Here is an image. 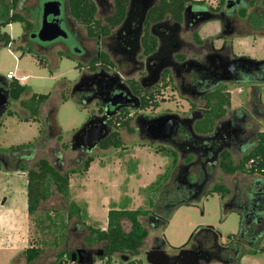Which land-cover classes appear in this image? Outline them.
Masks as SVG:
<instances>
[{"label":"rangeland","instance_id":"1","mask_svg":"<svg viewBox=\"0 0 264 264\" xmlns=\"http://www.w3.org/2000/svg\"><path fill=\"white\" fill-rule=\"evenodd\" d=\"M204 2L211 8L217 5L216 0ZM3 3L6 4L7 0H0V14L3 13ZM22 5L32 8L36 2L23 1ZM248 12L251 13L252 9H248ZM23 16L27 18L25 13ZM240 23L242 29L239 30H250L244 21ZM220 29V22L207 23L200 28L199 37L216 38ZM22 31L20 23L0 27V34H7L13 40L7 47H0V77L4 78L7 73L12 74L13 78L26 88L21 96L23 100H27L28 95L32 94L49 97L40 108L35 122L21 121L18 102L7 100L6 111L10 114L5 111L0 117V155H5L11 147L26 144L35 146L32 159L19 163L29 168L39 159H48L53 164L54 159L50 157L49 152L58 149L64 156V164L57 168L61 173L72 169L81 171V163L85 157L94 158L89 172H77L70 176L67 198L63 199L54 194L43 204L42 210L32 216L26 211V180L21 172L16 171L18 166L8 164L6 169L0 166V264H17L15 260L18 249L27 245L24 242L28 228L30 241L40 250L39 259L35 264H54L57 256L63 251L68 252L76 247L86 248L83 243V238L87 236L85 228L104 230L109 210L153 211L149 193L156 188L164 174L169 178L172 158L167 154H155L157 145L128 137L124 130H119L125 149L103 151L95 148L82 155L76 162L75 154L67 149V146L75 132L96 112L94 104L81 105L72 96L73 87L78 84L84 73L81 68L83 64L77 58L66 56L59 48L52 49L24 42L21 39ZM257 35L264 36V28ZM189 38L184 35V40L188 41ZM221 44V40L214 41L217 48H220ZM72 47L79 49L74 42ZM231 52L237 58L264 61V38L252 40L235 34L231 37ZM39 60L42 61L41 65ZM257 89L263 115H253L252 126L264 132V83L258 84ZM221 90L230 95V109L227 112L241 109L251 114V87L243 83H223ZM158 93L155 96L158 107L154 110L148 109L145 114L154 115L165 110L171 114H181L187 110V102L177 92H171L167 88ZM47 110L52 111V122L58 133L56 139L46 138ZM45 141L47 144L42 148L41 145ZM27 154L28 151L21 153L22 156ZM233 156L236 160L239 158L238 155ZM69 160L74 161L68 162ZM253 178L256 177L237 174L225 178L216 174L211 177L207 187L210 190L217 183L225 184L232 191L235 188L240 190ZM225 204L226 199L220 200L217 194L211 193L199 202L178 206L162 231L149 232L139 257L143 260V252L150 248L151 240L156 236L163 235L167 243L165 251L172 254L174 251L171 248L182 247L195 229L205 227L213 228L220 235L219 244L226 246L229 237L238 234L240 217L235 212L224 213ZM69 208L79 209V220L76 216L70 220L66 219ZM80 222L84 228L80 226ZM140 223L146 227L145 218H142ZM76 225L78 228L73 231ZM123 229L128 231V225L124 224ZM65 238L68 241L67 248ZM87 248L96 251L101 249L100 245ZM113 263L118 264L115 258ZM94 264L100 263L95 259ZM234 264H264V237L259 243L258 252L248 251Z\"/></svg>","mask_w":264,"mask_h":264},{"label":"trees","instance_id":"2","mask_svg":"<svg viewBox=\"0 0 264 264\" xmlns=\"http://www.w3.org/2000/svg\"><path fill=\"white\" fill-rule=\"evenodd\" d=\"M204 1L158 0V5L148 14L147 24L158 22L165 16H169L175 22H180L183 11L186 7H189L192 13L196 15L202 14L203 24L214 21L220 22L221 29L219 34L216 38L210 37L208 42L211 43L213 39L222 40L229 51L231 50V37L235 34L238 37L258 36L257 34H260L264 28V0H216L217 5L215 8L206 6ZM114 2L116 10L113 16L106 21L105 27L102 26V22L96 21L95 8L89 0H68L69 15L78 25L85 28L89 37L108 36L110 29L117 27L122 21L126 7V0H115ZM42 3V0L39 1L34 10L36 13L33 12L34 14L39 15ZM22 4V0H7L6 4H2L3 13L0 14V27L12 23H20L24 31L32 28L30 19L27 18V20L23 16ZM248 9H252V12L249 13ZM236 19L244 21L250 27V30H239L242 27L241 23L236 29L229 27L228 25H231ZM189 39L195 45H200L203 42L197 33H194ZM12 41L7 34H0V47H7ZM142 48L145 55L151 54L155 49V41L148 36L147 32H145L142 40ZM230 55L235 57L232 53ZM240 58L247 59L245 57ZM39 61L41 65L42 61ZM253 62V65L257 66L261 71L263 70L264 61ZM97 64H100L105 70L113 68V64L106 55H101L99 60L93 61L90 64L91 69H94ZM235 83H243L252 88L251 105L253 110L251 114L241 109L233 110L234 113L237 115L243 114L246 118L253 115L261 117L263 110L259 106L257 86L260 83H264V74L238 76ZM130 84L132 89L139 90L136 82L130 81ZM0 85L6 90L9 99L18 102V107L21 111L20 120L35 122L40 108L46 103L49 95L32 94L27 100H23L21 96L25 93L26 88L21 86L18 81L11 80L7 82L0 77ZM166 85L164 75L161 87L164 88ZM136 93L140 95V92ZM157 94L159 93L155 92L148 99L140 97V100L138 99L137 101L136 109H156L158 107V100L155 99ZM203 102L202 117L192 127V132L198 136L211 137L215 126L226 118L227 111L230 109V95L216 88L213 92H208L204 95ZM7 114H10V112L8 111ZM131 114L130 110H123L116 115L113 120L114 130L105 140L99 143L97 147L100 150L125 149L119 130H126L131 133V121L133 120V117L130 116ZM45 118L48 132L46 138L53 137L56 139L58 133L52 122L51 110H47ZM181 129L182 127L172 138H177L180 143L188 142L190 135L186 136ZM252 133V144L243 147L238 152L222 151L212 164L209 163L211 159L207 157H201L197 160L186 158L179 161L172 147L163 144L157 145L154 151L155 154H167L172 160L169 178L164 174L157 183L156 188L149 193L153 211L109 210L106 217V228L104 230L85 228L87 236L83 238V243L87 247L100 245L101 249L99 250L102 254L97 258L100 264H116L113 263L114 258L118 264H144L139 256L149 232L162 231L167 226L174 209L178 206L199 202L208 194L214 193L219 196L220 200L226 199L227 206L224 208V213L235 212L239 215L240 227L238 234L229 237V242L226 246H223L219 244L220 235L213 228H199L194 230L182 247L171 249L176 252L179 249L189 248L193 245L194 240L204 236V243L197 248V251L207 252L216 245L222 250L224 254L223 260L226 264L238 263L242 255L248 251L252 253L258 252L259 243L264 237V225H262L264 223V132H259L256 127H253ZM34 150H36L35 146L26 144L11 147L4 154L19 157L22 156V152L28 151V154L23 156L27 162L32 159ZM233 155H238L239 158L236 160ZM93 162L94 158L87 156L81 163V171L72 169L63 173L58 171V167L48 159H39L29 168L24 164L18 165L16 171L21 172L26 180L27 214L32 216L39 213L43 204L54 194L63 199L67 198L70 176L77 172H87ZM216 174L225 178L237 174L256 178H253L245 188L240 190L235 188L232 191L225 184L217 183L208 190L207 183ZM159 197L162 201L159 200ZM160 206L161 208L159 209ZM78 213V208H69L66 219L70 220L76 216L79 220ZM142 218H145L146 227L140 223ZM124 224L128 225V231L123 229ZM81 225L84 228L82 222H80ZM257 225L258 229L256 231ZM154 240L158 246L164 249L167 247L163 235L156 236ZM66 242L67 238H65ZM39 255L40 250L31 244L22 251L21 257L25 264H35L39 259ZM120 257L127 258V260L123 261ZM68 263H70V253L63 251L57 256L54 264Z\"/></svg>","mask_w":264,"mask_h":264},{"label":"flooded vegetation","instance_id":"3","mask_svg":"<svg viewBox=\"0 0 264 264\" xmlns=\"http://www.w3.org/2000/svg\"><path fill=\"white\" fill-rule=\"evenodd\" d=\"M23 1L30 2V0H22V3ZM39 1L41 0H35L36 5L32 8H26L22 5V12L30 19L32 28L26 31L22 29L23 33L21 39L28 44L43 45L52 49L59 48L66 56L77 58L83 64L81 68L84 69V73L81 76L80 85L73 91L74 93L72 96L73 98L75 97L81 105L87 106L88 104H94L96 107L95 117L100 118L104 114H108L106 124L110 127V134L114 130L113 120L116 115L120 114L123 110H130L132 112L130 116L133 117L131 133L124 130L125 134L128 137H135L139 141H145L150 145L163 144L170 146L176 153L179 161L186 158L197 160L201 157L212 159L213 153L217 149L238 152L243 147L252 144V116L246 118L243 114H235L234 111L228 112L227 117L218 123H222V127L219 126L216 136L208 142L199 143L190 133L189 127L191 125L193 127L202 117L204 95L208 92H213L216 88L221 89L223 86V83H216L210 64L206 63L205 58L206 56L223 57L230 55V51L222 40L220 48L214 46V39L211 43L208 42L209 38L202 39L203 42L200 45H195L191 40H184V35H188L189 37L194 33L199 35L200 28L207 24L199 23L198 26V20L196 19L198 15L192 13L189 7H186L183 11L180 22H175L169 16H165L158 22L147 24L148 14L158 5V0H155L152 8L145 14L143 21L135 19L127 28L119 31L127 13L128 0H126L125 12L120 24L117 27L111 28L108 36L91 38L87 35L85 28L78 25L70 17L68 0H42L43 2L59 1L61 3L59 23L66 33L67 38L63 40L58 39L50 43H40L36 38L31 39L32 36L36 35L39 28L40 15L34 14L36 13V11H34L35 7L38 5ZM89 1L94 5L96 21L99 23L102 22V26L105 27L106 21L113 16L116 10L115 0ZM48 20H51V18H48ZM228 26L236 29L240 26V21L236 19V21ZM145 32L155 41L154 51L147 55L144 54L142 48V40ZM176 41L182 42L179 48H175ZM73 42L76 43L79 49H77V47H72ZM160 43L162 47H166L168 51L175 48V53L171 58L150 57L159 48ZM101 55H106L108 57L113 64V68L105 70L100 64H97L94 69H91L90 64L93 61L99 60ZM230 58L237 57H232L230 55ZM167 65L170 66V69L162 72L158 82L152 85L156 77L157 69ZM243 66L244 69L240 70L235 75V78L252 74H264V68L261 71L257 66L248 63H244ZM164 75L167 85L162 88V79ZM130 81L136 82L139 90L132 89ZM167 88H169L171 92H177L188 104V108L184 113H175V115L179 116L182 120L180 123L183 134L186 136L190 135L188 142L180 143L175 137V139L171 137L162 142H152L146 135L145 125L150 118L171 114V112L165 110L161 113L148 115L145 114L148 109H136L137 101L138 99L140 100V97L148 99L149 96L155 92H163ZM117 92H124V95H129L134 99V103H128L119 109H117L118 107L111 108L109 99L116 95ZM136 92H140V95ZM114 109H116V113ZM227 120L231 122L229 127L225 123ZM246 126L247 129L245 128ZM46 144V141L43 142L41 147L43 148ZM67 149L75 154L77 158L76 162H78V158L82 157V155L88 154L83 150L71 149L70 143ZM49 155L54 159L53 163L57 167H61V165L64 164V156L60 150H50ZM20 161L26 162L25 157L0 155V166L5 169L8 164H14V167L18 166ZM73 161L74 160H69L68 162ZM262 225H264V223H262ZM77 228L78 225L75 226L73 231H76ZM257 229L258 225L255 230L257 231ZM204 240V236L198 237L194 240L191 247L196 249L201 247ZM67 243L68 241L65 244L66 248L68 245ZM150 247H158L154 239L151 240ZM78 248L81 247H76L68 251V253L71 254ZM207 253L221 264H226L223 260L224 254L222 250L216 245L207 251Z\"/></svg>","mask_w":264,"mask_h":264},{"label":"water","instance_id":"4","mask_svg":"<svg viewBox=\"0 0 264 264\" xmlns=\"http://www.w3.org/2000/svg\"><path fill=\"white\" fill-rule=\"evenodd\" d=\"M154 2L155 0H128L127 13L119 31L127 28L135 19L143 21L145 14L150 10V8H152ZM39 15V28L36 35L32 36L31 39L36 38L40 43H50L58 39L63 40L67 38L66 33L61 28L59 23L61 16V3L59 1L43 2L40 7ZM32 16L34 17L33 13ZM48 18H51V20H48ZM196 19L198 20L197 25L199 26V23L201 24L203 21L202 14H199ZM181 43V41H176L175 48H179ZM175 48L168 51L166 47H162V44L160 43L159 48L150 57L171 58L175 53ZM205 61L210 64L216 83H235V75L240 70L244 69L243 64L248 63L253 65L254 63L253 60L249 59L230 58V55L223 57L206 56ZM169 67L170 66L167 65L157 69L156 77L154 76L155 78L152 85L158 82L162 72L170 69ZM107 76L111 77L110 75ZM81 79L78 84L73 87L72 94L74 93L73 91H75V89L80 85ZM123 93L124 92H117L116 95L109 99L111 108L118 107L117 109H119L128 103H134V99L132 97L127 94L124 95ZM8 99L6 90L0 85V117L6 111ZM114 112L116 113V109H114ZM107 117L108 114H104L100 118L92 116L91 119L79 130H77L71 138V149L83 150L86 153H90L93 149H95L101 141L105 140L110 135V127L106 124ZM180 122H182V120L175 114H167L150 118L145 125L146 135L152 142L165 141L177 134L178 130L182 127ZM225 123L228 127L231 125L229 120ZM219 126L222 127V123L215 126L211 137H203L194 134L192 132V125L189 127V130L195 140L199 143H204L211 140L214 135L216 136ZM221 152V149H217L213 153V158L209 161V163L212 164L215 162ZM226 206L227 202L225 204V207ZM101 254L100 250L94 251L89 248L81 247L70 254V263L94 264L95 259L99 258ZM142 255L144 264H214V262H216V264H221L219 261H216L215 258H212V256L207 252L197 251L196 248L192 247L179 249L172 254H168L165 249L160 246L150 247L147 251L143 252ZM120 259L123 261L127 260V258L122 257H120Z\"/></svg>","mask_w":264,"mask_h":264},{"label":"crops","instance_id":"5","mask_svg":"<svg viewBox=\"0 0 264 264\" xmlns=\"http://www.w3.org/2000/svg\"><path fill=\"white\" fill-rule=\"evenodd\" d=\"M245 38H250V39H252V40H256V39H263L264 38V36L263 35H258V36H246ZM204 39V38H203ZM230 53H232L231 52V50H230ZM4 80H6L5 79V77L3 78ZM12 80H15L14 78L12 79ZM7 82H9V81H11V80H6ZM17 81V80H16ZM31 95H28V97H30ZM27 97V98H28ZM260 106V105H259ZM42 108V107H41ZM256 127V126H255ZM246 129H247V126L245 127ZM256 129L259 131V129L256 127ZM259 132H262V131H259ZM91 170V165H90V167H89V169H88V171L87 172H89ZM30 224V223H29ZM103 230V229H102ZM24 244H27L25 247H20L19 249H18V251H17V254H18V256H17V259L15 260L16 261V263L17 264H25V262H24V260L22 259V257H21V254H22V251L24 250V249H26V248H28L31 244H33L31 241H30V231H29V228H28V231H27V237H26V241L24 242ZM35 246V245H34ZM241 259V258H240ZM240 259H239V261H240ZM238 261V262H239Z\"/></svg>","mask_w":264,"mask_h":264},{"label":"built area","instance_id":"6","mask_svg":"<svg viewBox=\"0 0 264 264\" xmlns=\"http://www.w3.org/2000/svg\"><path fill=\"white\" fill-rule=\"evenodd\" d=\"M5 79H6V80H12V79H13L12 74L7 73V74L5 75Z\"/></svg>","mask_w":264,"mask_h":264}]
</instances>
